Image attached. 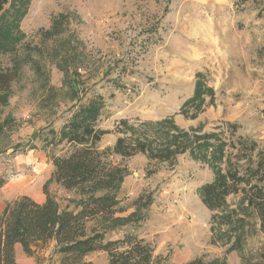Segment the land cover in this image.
Returning <instances> with one entry per match:
<instances>
[{
    "label": "rangeland",
    "instance_id": "rangeland-1",
    "mask_svg": "<svg viewBox=\"0 0 264 264\" xmlns=\"http://www.w3.org/2000/svg\"><path fill=\"white\" fill-rule=\"evenodd\" d=\"M55 20L60 34L45 41ZM21 29L31 46L44 44L53 54L45 69L56 97L46 102L30 67L14 86L10 105L0 116L12 117L17 126L0 137V180L6 182L0 190V214L23 196L45 200L43 188L54 172L50 158L65 154L63 146L46 140L71 117L75 92L81 89L73 84L76 75L87 82V99L100 95L106 102L98 123L108 132L101 150L114 146L121 120L169 116L184 129L203 125L206 133L234 124L237 136L264 149V0H32ZM198 73L206 76L216 100L196 120H187L179 111L193 95ZM113 161L129 173L119 193L126 210L120 217L135 214L142 196L144 202L151 196L153 204L137 213L139 221L107 239L137 235L153 247V264H188L201 257L242 264L239 253L226 254V248L210 243L212 213L197 193L213 179L206 165L187 156L179 157L174 167L150 166L142 155L115 156ZM49 191L61 208L74 209L73 194L56 184ZM263 246L264 236L258 235L249 239L245 253ZM35 252L38 264H48L53 245L44 253L36 246ZM87 259L108 264L105 253Z\"/></svg>",
    "mask_w": 264,
    "mask_h": 264
},
{
    "label": "trees",
    "instance_id": "trees-1",
    "mask_svg": "<svg viewBox=\"0 0 264 264\" xmlns=\"http://www.w3.org/2000/svg\"><path fill=\"white\" fill-rule=\"evenodd\" d=\"M31 1L0 0V116L9 107L14 86L26 67L47 94L46 102L56 97L45 69L53 54L44 44L31 46L21 29ZM60 31L61 24L55 20L44 40L54 39ZM73 84L81 89L75 92L71 117L58 133L51 130V140H46L49 145L63 146L65 154L50 158L54 172L43 188L44 203L23 196L5 205L0 214V264H17L18 246L25 255L36 256V245L42 250L53 245L48 264H93L87 258L98 252L108 256V264H153V247L137 235L107 239L110 233L139 221L137 213L153 204L151 196L145 202L142 196L135 203V214L120 217L126 210L119 193L129 173L113 157L137 155L145 156L150 166L174 167L181 156L206 165L213 179L197 193L212 213L210 243L226 248V254L239 253L242 264H264V246L245 253L249 239L264 236V149L256 141L237 136L234 124L206 133L203 125L184 129L169 116L158 121L121 120L116 126V143L101 150L99 144L108 132L98 123L106 102L100 95L87 99V82L78 80L77 75ZM215 100L206 76L198 73L193 95L181 106L179 115L196 120ZM16 128L12 117L0 118V137ZM5 184L0 180V190ZM51 184L77 198L74 209L60 207L49 191ZM188 264H227V260L201 257Z\"/></svg>",
    "mask_w": 264,
    "mask_h": 264
},
{
    "label": "crops",
    "instance_id": "crops-1",
    "mask_svg": "<svg viewBox=\"0 0 264 264\" xmlns=\"http://www.w3.org/2000/svg\"><path fill=\"white\" fill-rule=\"evenodd\" d=\"M44 202H45V200L40 201L38 203H44ZM36 246H40L42 248L41 245H36ZM35 247H34V250H35ZM42 251H43V253L45 252V250H42ZM46 256H47V254H46ZM16 257H17V264H38L35 256L29 257V256L25 255L24 252L22 251L21 247H19V246L16 248Z\"/></svg>",
    "mask_w": 264,
    "mask_h": 264
}]
</instances>
